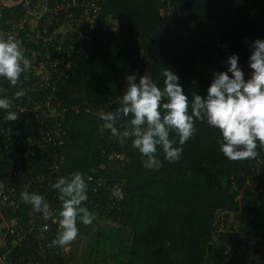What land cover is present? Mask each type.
<instances>
[{"label":"trees","instance_id":"trees-1","mask_svg":"<svg viewBox=\"0 0 264 264\" xmlns=\"http://www.w3.org/2000/svg\"><path fill=\"white\" fill-rule=\"evenodd\" d=\"M224 1L173 0L168 14L162 13L159 0H105L78 70L59 94L70 108L64 120L62 177L82 172L89 210L96 218L133 231L130 264H249L262 254L260 243L249 237L260 229L264 239V149H257L255 159L230 161L218 152L219 133L196 121V134L183 145L181 159L170 164L161 152L162 167L148 170L130 141L122 146L96 115L102 108L114 112L120 106L129 74L139 78L149 73L162 87L160 73L168 67L179 75L186 95H203L212 71H223L231 54L239 55L247 73L249 43L264 39V0ZM12 11L16 16L21 7L5 8L4 19ZM124 123L122 117L116 126ZM112 154L123 160H108ZM89 175L106 183L95 190ZM234 184L239 191H233ZM116 186L123 200L111 198ZM220 211L228 213L226 226L230 217L238 221L230 235L214 241ZM78 227L79 232L89 230L79 223ZM57 229L19 250L15 263L22 264L39 245L46 248ZM51 251L55 254L48 264H65L60 247Z\"/></svg>","mask_w":264,"mask_h":264},{"label":"built area","instance_id":"built-area-1","mask_svg":"<svg viewBox=\"0 0 264 264\" xmlns=\"http://www.w3.org/2000/svg\"><path fill=\"white\" fill-rule=\"evenodd\" d=\"M159 2L166 9L164 13L172 12L173 0ZM104 4L105 0H0V33L14 35L31 62L30 70L24 74L27 79L22 75L15 87L0 80V96L11 98L16 91H25L24 97L13 101L8 110H0V264H16L14 257L19 250L29 248L35 239L51 235L58 226L59 200L51 185L62 177L64 120L70 110L59 94L72 82L84 47L99 25ZM15 6H20L21 12L15 16L12 11L4 19L5 8ZM7 111L17 112L20 118L7 121ZM109 157L123 160L118 154ZM88 178L95 190L106 183L101 177ZM23 191L43 195L53 219L44 220L41 214L32 212L31 205L22 203ZM233 191H239L235 184ZM242 197L240 192L236 201ZM226 216L227 212H218L213 239L217 237L219 241L225 235ZM258 243L262 254L249 264H264V239ZM51 248L49 244L46 248L39 245L21 263L48 264L49 257L55 254Z\"/></svg>","mask_w":264,"mask_h":264},{"label":"clouds","instance_id":"clouds-1","mask_svg":"<svg viewBox=\"0 0 264 264\" xmlns=\"http://www.w3.org/2000/svg\"><path fill=\"white\" fill-rule=\"evenodd\" d=\"M223 63V71H212L203 95L196 92L186 95L179 75L168 67L160 73L162 87L149 73L139 78L137 74H129L119 97L120 106L114 112L102 108L96 113L102 128L122 146L130 141L131 148L140 154L141 166L148 170L158 171L162 167L161 152L170 164L181 159L183 145L196 134V121L219 133L217 149L226 159H255L259 154L257 149H264V39L249 43L247 73L236 53ZM30 68L31 62L25 58L21 42L12 34L0 33V80L15 87ZM24 95L21 89L11 98L0 96V110H8L13 101L21 100ZM122 117L125 123L117 127ZM19 118L17 112H6L7 121L15 122ZM51 187L57 194L60 210L57 236L49 242V247H65L79 235L78 223L90 226L96 216L87 207L88 183L82 172L60 177ZM111 198L120 201L125 196L116 186ZM20 199L44 220L53 219L50 204L43 195L23 191Z\"/></svg>","mask_w":264,"mask_h":264},{"label":"rangeland","instance_id":"rangeland-1","mask_svg":"<svg viewBox=\"0 0 264 264\" xmlns=\"http://www.w3.org/2000/svg\"><path fill=\"white\" fill-rule=\"evenodd\" d=\"M228 1L225 0V4ZM164 10L162 9V13ZM121 158L123 157L121 156ZM114 159L108 158L111 161ZM234 218H229L224 234L230 235L232 233L233 224L237 220ZM259 230L254 234L251 233L252 235L249 237L251 242H256V239H259L261 234ZM133 235V231L97 217L89 226L88 232H79L75 240L68 246L62 247L61 253L65 264H130ZM213 240L218 241V238L215 237Z\"/></svg>","mask_w":264,"mask_h":264},{"label":"crops","instance_id":"crops-1","mask_svg":"<svg viewBox=\"0 0 264 264\" xmlns=\"http://www.w3.org/2000/svg\"><path fill=\"white\" fill-rule=\"evenodd\" d=\"M0 235H1V232H0ZM262 239H263L262 237H259V239H256V242L261 241Z\"/></svg>","mask_w":264,"mask_h":264}]
</instances>
